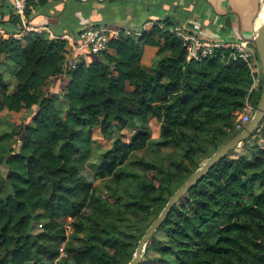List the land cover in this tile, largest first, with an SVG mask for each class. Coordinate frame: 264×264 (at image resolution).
<instances>
[{"label":"trees","instance_id":"trees-1","mask_svg":"<svg viewBox=\"0 0 264 264\" xmlns=\"http://www.w3.org/2000/svg\"><path fill=\"white\" fill-rule=\"evenodd\" d=\"M175 24L111 38L105 51L68 71L65 40L36 36L22 50L0 37V54L19 67L11 82L0 73V113L37 108L33 125L0 135V264H128L174 191L238 133L235 113L247 101L255 107L261 85L249 92L248 64L225 62V49L188 61ZM145 47L157 58L148 69L141 64ZM62 72L69 78L63 91L46 93ZM59 97L63 105H55ZM152 119L159 122L156 139ZM133 126L136 137L115 139L99 169L84 173L94 132L107 139ZM13 139V147L3 144ZM145 149L152 155L139 171L118 169ZM64 218L71 219L72 241L60 256ZM123 225L143 231L137 236ZM139 264H264V119L172 207Z\"/></svg>","mask_w":264,"mask_h":264},{"label":"crops","instance_id":"crops-1","mask_svg":"<svg viewBox=\"0 0 264 264\" xmlns=\"http://www.w3.org/2000/svg\"><path fill=\"white\" fill-rule=\"evenodd\" d=\"M262 2L264 0H38L29 2L23 13L17 14L9 0H0V26L5 31L0 37L15 39L22 50H27L36 36L65 40L68 46L71 37L89 24L108 27L111 38L122 34L138 38L156 24L175 21L202 39L245 41L244 38L251 35L253 20ZM156 59L154 49L145 47L142 66L148 69ZM18 68L4 53L0 54V73L7 82L12 81ZM68 82V76L62 72L52 77L44 91L59 94ZM54 103L63 105L64 102L59 97ZM36 112L35 106L18 114L3 111L0 135L10 132L15 124L33 125ZM17 141L13 139L3 144L13 147Z\"/></svg>","mask_w":264,"mask_h":264},{"label":"built area","instance_id":"built-area-1","mask_svg":"<svg viewBox=\"0 0 264 264\" xmlns=\"http://www.w3.org/2000/svg\"><path fill=\"white\" fill-rule=\"evenodd\" d=\"M13 11L17 14H22L29 2L38 0H9ZM171 31L175 37L181 41L182 46L187 53L186 59L199 61L202 58L213 55L217 49L228 50L229 53L225 58V62L229 60H243L246 62L252 73V84L249 87V92L257 90L262 85V77L259 66V61L256 60L257 54L253 47L246 41H219L206 40L200 38L193 32L187 31L180 24H175ZM5 34L4 29L0 26V36ZM17 37V34L13 35ZM112 37L110 29L102 25L89 24L77 33L75 37H71L70 44L67 46L68 51L65 54L63 70H74L86 58L95 56L106 50L108 42ZM258 59V58H257ZM254 111V106L246 102L244 108L238 112L235 119V129L240 131L245 124L250 120ZM70 229L65 227V233ZM63 242L60 246V256L64 251Z\"/></svg>","mask_w":264,"mask_h":264},{"label":"water","instance_id":"water-1","mask_svg":"<svg viewBox=\"0 0 264 264\" xmlns=\"http://www.w3.org/2000/svg\"><path fill=\"white\" fill-rule=\"evenodd\" d=\"M264 11V2H262L255 14L251 35L244 40L250 44L257 54L259 61L262 85L259 99L254 107L253 114L245 126L238 133L218 147L203 163L191 174L170 196L159 214L152 220L145 229L143 235L138 240L134 254L128 264H139L142 261V253L148 240L155 233L157 228L163 223L172 207L193 187L215 164H217L229 152L239 147L258 127L264 119V24L259 27V17Z\"/></svg>","mask_w":264,"mask_h":264},{"label":"rangeland","instance_id":"rangeland-1","mask_svg":"<svg viewBox=\"0 0 264 264\" xmlns=\"http://www.w3.org/2000/svg\"><path fill=\"white\" fill-rule=\"evenodd\" d=\"M261 75V74H260ZM236 118L239 115L238 112L235 113ZM150 130H151V137L156 139L159 135V122L156 119H152L150 122ZM139 134V131L136 127H127L124 130L120 131L119 133H113L110 137L107 139H102L96 132L93 133V140H92V151L88 156L84 157L85 162L92 163V164H86L87 169L84 173L91 176L93 172L97 171L99 169V156L104 151H106L107 148H110V146L113 144V141L115 139H120L122 142L128 143L131 141L134 137H136ZM18 143V141H17ZM241 145V144H240ZM152 155L151 151H148V149L134 152L129 155V157L118 167L119 170L122 171H139L140 164H142V160L149 158ZM83 160V161H84ZM5 167H2V172H5ZM64 227L70 228L67 230L66 237L64 239V243L72 241L71 238V219L70 218H64L60 219L59 221ZM42 222L41 223H33L32 225V231L34 233L39 232L42 229ZM125 231H128L134 235L139 236L142 231V226H133V225H123L122 226ZM75 241V240H74ZM119 264H126V259H123L119 262Z\"/></svg>","mask_w":264,"mask_h":264},{"label":"bare ground","instance_id":"bare-ground-1","mask_svg":"<svg viewBox=\"0 0 264 264\" xmlns=\"http://www.w3.org/2000/svg\"><path fill=\"white\" fill-rule=\"evenodd\" d=\"M264 24V11L260 14L259 17V27H261Z\"/></svg>","mask_w":264,"mask_h":264}]
</instances>
